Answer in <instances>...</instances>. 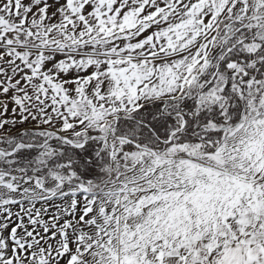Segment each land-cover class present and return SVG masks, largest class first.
<instances>
[{"label":"snow or ice","instance_id":"snow-or-ice-1","mask_svg":"<svg viewBox=\"0 0 264 264\" xmlns=\"http://www.w3.org/2000/svg\"><path fill=\"white\" fill-rule=\"evenodd\" d=\"M0 264H264V0H0Z\"/></svg>","mask_w":264,"mask_h":264}]
</instances>
